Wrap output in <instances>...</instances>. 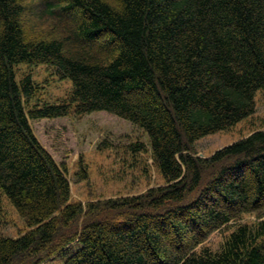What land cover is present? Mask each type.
<instances>
[{
    "label": "trees",
    "instance_id": "16d2710c",
    "mask_svg": "<svg viewBox=\"0 0 264 264\" xmlns=\"http://www.w3.org/2000/svg\"><path fill=\"white\" fill-rule=\"evenodd\" d=\"M40 3L37 16L53 27L29 36L24 0H0V192L27 228L0 237V264H264V129L210 158L194 151L255 113L264 0ZM21 65L69 81L68 100L26 110L35 89L29 75L16 81ZM95 112L147 135L162 185L71 202L65 165L40 146L29 120ZM244 216L257 221L238 224ZM231 224L217 250L205 246Z\"/></svg>",
    "mask_w": 264,
    "mask_h": 264
},
{
    "label": "rangeland",
    "instance_id": "374dc122",
    "mask_svg": "<svg viewBox=\"0 0 264 264\" xmlns=\"http://www.w3.org/2000/svg\"><path fill=\"white\" fill-rule=\"evenodd\" d=\"M112 3L113 0H107ZM23 21L29 36H44L53 27L50 21L37 16L40 0H24ZM16 81L30 76L34 95L26 110L45 104H62L68 100L71 84L59 80L45 66H17ZM33 135L57 165H65L70 183L71 202L84 206L91 202L116 200L144 194L163 184L149 147L147 135L128 121L95 112L82 116L68 114L54 119L29 120ZM264 129V91L255 95V113L226 131L207 136L195 143L198 157L210 158L213 153L235 141ZM143 149L134 152L133 148ZM86 175L80 180V175ZM254 216H244L238 224L256 222ZM237 225L236 223H232ZM216 231L205 246L217 250L235 225ZM27 232L24 222L0 192V237L16 238ZM76 249L73 245L71 250Z\"/></svg>",
    "mask_w": 264,
    "mask_h": 264
},
{
    "label": "bare ground",
    "instance_id": "6f19581e",
    "mask_svg": "<svg viewBox=\"0 0 264 264\" xmlns=\"http://www.w3.org/2000/svg\"><path fill=\"white\" fill-rule=\"evenodd\" d=\"M173 9V8H172ZM174 10V9H173ZM172 15V14H171ZM66 102V101H65ZM67 104V103H66Z\"/></svg>",
    "mask_w": 264,
    "mask_h": 264
}]
</instances>
